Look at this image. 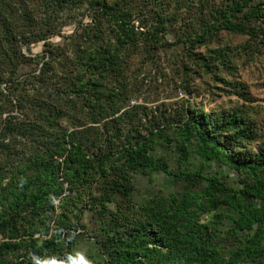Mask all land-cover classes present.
Segmentation results:
<instances>
[{
    "label": "trees",
    "instance_id": "obj_1",
    "mask_svg": "<svg viewBox=\"0 0 264 264\" xmlns=\"http://www.w3.org/2000/svg\"><path fill=\"white\" fill-rule=\"evenodd\" d=\"M143 1L154 5L158 0ZM84 3L98 16L83 28L85 43L90 44L78 45L74 51L75 65L87 75L86 80L65 74L68 90L55 93L51 79L58 75L48 74L52 69L46 60L37 73L20 79V66L33 60L22 52V46L41 41L50 48L59 13ZM262 8L263 1L231 0L211 13L196 36H180L175 41H181L189 51L197 42L204 43L227 30L264 45V35L260 38L264 33L263 19H259L264 14ZM113 10L106 0H0V139L23 140L19 150L14 142V168L0 162V264H15L11 260L20 258L31 264H37L39 258L51 263L69 260L85 229L80 219L88 205L101 218L97 232L103 238L93 237L105 258L85 264H264V156L230 155L223 146L237 147L239 140L253 138L256 132L244 112L224 111L214 119L191 110L187 120L176 123L171 136L165 132L173 127L169 120L147 127L132 114L127 119L133 127L130 136L126 133L123 142L113 144L110 135V146L95 158L84 153L83 144L72 132L62 130L59 120L67 114L63 104L70 92L81 107L88 105L92 122H106L112 116L109 120L113 123L122 119V115H114L119 107L113 103L108 107L95 103L104 73L116 64V55L102 44L104 23L113 27L122 46L167 43L163 33L159 36L166 19L157 11L154 20L158 23L151 34L139 30L140 36L123 16L124 10L121 14ZM49 52L55 55L52 49ZM216 57H222L221 52L211 50L209 59ZM9 105L21 111L20 119L11 114L1 117ZM157 140L175 153L177 171H171L166 158L154 152ZM191 140L192 150L188 148ZM3 148L8 145L0 143V152ZM65 150L64 173L72 184L99 182L97 196L90 194V185L84 188L87 200H82L83 208L78 202L82 189L76 191L77 202L62 197L54 157ZM192 153L200 159V167L191 163ZM110 159L114 161L106 167ZM212 163L230 166L246 177L237 185L227 184L217 172H204V166ZM157 171L183 181V190L167 198L155 197L134 210L133 205L120 208L114 197H128L133 192L132 178ZM202 182L201 190L190 189ZM110 201L115 202V211L108 208ZM208 213L211 217L203 220Z\"/></svg>",
    "mask_w": 264,
    "mask_h": 264
},
{
    "label": "rangeland",
    "instance_id": "obj_2",
    "mask_svg": "<svg viewBox=\"0 0 264 264\" xmlns=\"http://www.w3.org/2000/svg\"><path fill=\"white\" fill-rule=\"evenodd\" d=\"M254 1L264 2V0ZM230 2L231 0H158L157 4L151 5L143 0H106V3L113 7V12L121 14L124 10L123 16H127L136 26L138 34H140L139 30L143 35L148 32L151 34L153 25L158 23L154 20L155 11L163 15L166 25L162 27L159 36L163 33V39L167 43L160 42L154 46L143 43L136 46L134 44L122 46L118 42L113 27L104 23L102 44L109 46L110 52L116 55L114 57L116 64L112 72L104 73L101 94L95 103L104 107L113 103L119 107L114 115H122V119L113 123L109 120L112 116L107 118L106 122H92L88 105L81 107L80 102L75 101L77 100L75 94L70 92V96H65L66 102L63 104L67 114L59 120L62 130L67 133L72 132L83 144L84 153L89 158H95L102 150L110 146V142L107 141L110 135L113 144L123 142L126 133L130 136L132 132L130 130L133 127L127 119L132 114H136V121L144 122L147 127H151L156 122L162 124L163 121L169 120L173 127L165 132L171 136L176 131L174 128L176 123L187 120L191 110L197 114L213 116L214 119L216 115L221 116L220 113L224 111H242L256 133L253 138L249 136L239 140L237 147L226 143L223 146L230 155L242 152L247 157L264 156V45L252 41L246 35L231 33L227 30H220L216 36L204 43L197 42L189 51L181 41H175L180 36H196L201 25L207 24L211 13ZM262 10L264 11L263 8ZM93 11L88 4L84 3L60 12L59 18L55 21L57 33L49 38L50 48L41 41L33 43L28 48L22 46V52L26 56H31L33 60L20 66L19 78L28 73H37L41 63L46 60L49 61L48 67L52 69L48 74L58 75L57 80L55 77L51 79L53 92L60 94L68 90L69 81L65 74H70L68 77L73 78L74 75H78L85 81L87 75H84L75 65L74 51L78 45L90 44V42L85 43L83 28L90 24L93 17H98ZM259 19H263L264 25V14ZM263 35L264 33L260 38ZM49 49L55 52L54 56L50 54ZM213 49H218L222 57H216V60L209 59ZM7 114H11L14 118L18 115V119L22 117L21 111L15 109V105L14 107L9 105L8 109L2 112L1 117L4 118ZM107 122L109 123L106 125ZM16 138L18 139L16 141L0 139V143L8 145V149L3 148L0 152V162H6L9 168H14V142L16 150H19L23 144L20 137ZM155 144L154 152L166 158L171 171H177L175 153L169 152L167 144L161 140H157ZM171 146L174 150L175 143L171 142ZM192 147L193 140L188 143L190 150ZM66 153L65 150L62 155L54 157L59 166L58 181L63 187L62 197H70L77 202L76 191L82 189L81 200L78 199V202L83 208L82 200H87V195L83 192L84 188L90 185V194L97 196L100 192L99 182L88 180L85 186L72 184L64 173ZM110 160L106 162V167L114 161ZM191 163L201 166L200 159L193 153ZM203 170L206 173L217 172L221 179L230 185H237L240 178L246 177L244 172H238L220 163L204 166ZM132 182L134 190L128 197L120 195L114 197L122 209L133 205L134 210L155 197L167 198L177 195L185 186L183 181L176 180L160 171L151 175H135ZM203 186L204 182L190 189L199 191ZM107 206L115 211L114 201L108 202ZM87 207L83 208L80 219L85 229L82 236L78 238V243L73 247L69 260L51 263L45 258H39L37 264H85L90 260H104L105 254L93 237L103 238V235L97 232L101 218L89 209V205ZM55 210L60 211L59 208ZM210 217V213L205 214L203 220ZM2 239L0 235V242ZM11 258L8 257V260ZM11 261L15 264H31L22 261L21 258Z\"/></svg>",
    "mask_w": 264,
    "mask_h": 264
},
{
    "label": "built area",
    "instance_id": "obj_3",
    "mask_svg": "<svg viewBox=\"0 0 264 264\" xmlns=\"http://www.w3.org/2000/svg\"><path fill=\"white\" fill-rule=\"evenodd\" d=\"M58 203V199H56L55 201H54V204L56 205ZM35 236H38V234H36Z\"/></svg>",
    "mask_w": 264,
    "mask_h": 264
}]
</instances>
